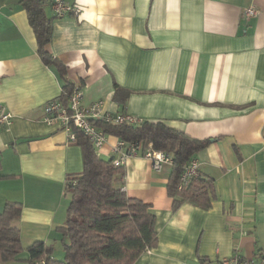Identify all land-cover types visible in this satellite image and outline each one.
Here are the masks:
<instances>
[{"label":"crops","instance_id":"crops-1","mask_svg":"<svg viewBox=\"0 0 264 264\" xmlns=\"http://www.w3.org/2000/svg\"><path fill=\"white\" fill-rule=\"evenodd\" d=\"M80 12L55 15L48 49L84 103L103 100L113 114L163 120L210 139L195 158L217 192L209 208H173L172 165L156 170L130 156L116 182L156 213L158 243L135 264H215L235 252L264 254V0H66ZM257 12L244 15L246 7ZM64 79L45 63L21 0H0V103L13 114L0 128V211L22 203L24 247L62 239L70 197L66 180L83 170V149L43 119ZM119 88V90H118ZM119 137L96 149L104 158ZM64 248V247H63ZM21 263L29 256L20 254ZM59 257V255H58Z\"/></svg>","mask_w":264,"mask_h":264},{"label":"trees","instance_id":"trees-1","mask_svg":"<svg viewBox=\"0 0 264 264\" xmlns=\"http://www.w3.org/2000/svg\"><path fill=\"white\" fill-rule=\"evenodd\" d=\"M42 60L55 65L63 76L59 98L67 103L75 82L65 76L66 65L48 49L52 37L53 18L46 12L47 0H21ZM119 90V88H118ZM108 134L117 135L127 142H140L173 153L171 174L167 183L173 197V208L190 202L209 208L217 192L212 177L202 175L188 183L182 174L195 155L204 149L210 139L193 137L163 120L142 119L137 124H115L96 120ZM77 142L83 149V170L70 173L66 180V194L70 197L65 224L58 226L65 238L63 258L54 256L53 247L45 241L35 240L24 247L17 220L22 203L6 201L0 211V264L18 260L27 249L28 264L44 259L45 264H135L137 259L158 243L156 213L151 205L140 198L129 196L116 182L124 175V167L114 166L111 158L96 151L92 141L76 129Z\"/></svg>","mask_w":264,"mask_h":264},{"label":"built area","instance_id":"built-area-1","mask_svg":"<svg viewBox=\"0 0 264 264\" xmlns=\"http://www.w3.org/2000/svg\"><path fill=\"white\" fill-rule=\"evenodd\" d=\"M53 9L57 17H61L70 11L80 12L77 5L68 3L66 0H53ZM257 12L253 6L244 9V15L249 17ZM84 89L79 83H76L67 103H64L59 97L47 101L44 107V121L50 125H57L64 130L70 141H77L76 129L85 133L92 141L95 149H101L106 143L108 133L105 129L96 123V120H103L115 124L129 123L137 124L142 119L129 114L106 112L103 109V100H98L90 104H85ZM13 121V114L0 103V128H9ZM114 156L112 163L114 166L124 167L130 156H143L147 158L153 169L160 170L164 165L173 164V153L164 149L154 147L153 142L143 145L140 142H127L119 138L112 149ZM199 163L193 158L186 166L182 174V182L188 183L199 173ZM35 264H45V260H38ZM215 264H264V254L259 260L250 257H244L235 252L231 256L222 257Z\"/></svg>","mask_w":264,"mask_h":264},{"label":"rangeland","instance_id":"rangeland-1","mask_svg":"<svg viewBox=\"0 0 264 264\" xmlns=\"http://www.w3.org/2000/svg\"><path fill=\"white\" fill-rule=\"evenodd\" d=\"M65 239V241L67 242L68 240H67V238H65L64 237V235L62 234V239L61 240H59L58 242H57V244H56V255H54L55 257H57V258H63V256H65V253H64V245H63V240ZM58 255H59V257H58ZM21 260H23V259H18V260H11V261H8V262H6V263H4V264H11V263H15V262H13V261H18L17 263H21V262H19V261H21Z\"/></svg>","mask_w":264,"mask_h":264}]
</instances>
